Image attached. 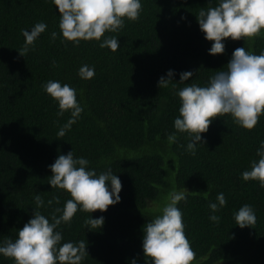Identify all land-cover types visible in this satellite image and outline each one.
I'll list each match as a JSON object with an SVG mask.
<instances>
[{
  "label": "trees",
  "instance_id": "trees-1",
  "mask_svg": "<svg viewBox=\"0 0 264 264\" xmlns=\"http://www.w3.org/2000/svg\"><path fill=\"white\" fill-rule=\"evenodd\" d=\"M216 0H142L136 21L125 20L118 32L116 51L100 42L53 41L59 33V14L50 0H0V242L15 239L34 215V196L45 201L38 210L51 217L70 194L48 183V167L60 154L73 150L90 161L97 173L111 168L122 182L121 200L93 218L104 217L101 228L85 225L89 212L77 211L70 224H61L63 242L84 240L87 255L82 264H146L143 227L153 220L157 201L168 196L166 155L176 161V188L188 190L183 212L185 233L195 251L193 264H264V188L255 180L244 181L260 141L264 140V115L251 130L234 123L229 114L213 119L205 144L192 155L179 145L189 142L186 133L174 131L179 115V88L191 83L204 86L217 71L226 70L236 48L264 52V31L252 38H226L225 51L211 55L212 41L205 39L196 15ZM43 21L47 29L34 47L21 56L22 29ZM103 39V38H102ZM55 61V64L53 63ZM94 66L95 75L82 79L79 68ZM174 70V82L158 87L161 76ZM193 71L188 81L180 73ZM48 80H59L77 90L84 107L81 117L58 137L70 113L58 117V104L42 89ZM223 192L227 204L209 220L208 205ZM59 198V203L56 202ZM52 200L49 205L47 202ZM166 201V199H165ZM244 204L253 206L256 223L240 228L234 212ZM197 262V263H196ZM0 264H14L0 255Z\"/></svg>",
  "mask_w": 264,
  "mask_h": 264
},
{
  "label": "clouds",
  "instance_id": "clouds-1",
  "mask_svg": "<svg viewBox=\"0 0 264 264\" xmlns=\"http://www.w3.org/2000/svg\"><path fill=\"white\" fill-rule=\"evenodd\" d=\"M50 3L56 6L60 17L59 33H51L53 41L58 35L61 43L72 42L74 45L95 40L100 42L101 48L112 51L120 47L119 38L105 33L118 32L126 19L136 21L142 11V0H50ZM196 17L205 39L212 41L209 54H222L226 38L239 40L261 35L264 31V0H216L215 6L201 8ZM46 29L47 24L43 21L35 23L30 30L22 29L25 40L19 54L25 57ZM193 74V71L180 73L179 82L188 81ZM78 75L82 79H91L95 68L84 64ZM174 75V70H168L166 77H160L158 87H168L174 82ZM42 89L58 104V117L70 113L57 132L58 137H63L84 111L77 99V90L59 80H48L42 84ZM176 94L180 99L179 115L174 119L176 131L168 135V140L175 143L177 133H186L189 142L179 147L186 148L192 155L196 154L199 144H205L201 134L208 131L218 116L229 114L238 126L251 130L264 115V52L255 54L245 47L236 48L226 70L217 71L204 86L191 83L179 88ZM256 154L259 159L251 161L241 178L258 181L264 188V140L260 141ZM89 164L87 158L76 157L71 150L60 154L48 166L52 172L48 183L52 188L66 190L71 198L63 207L55 208L49 218L38 210L44 206V199L35 195L34 215L18 230L15 239L6 238L0 242V255L11 258L14 264H82L89 255L85 241L61 243L62 231L57 229L61 224H70L78 210L91 213L85 225L101 228L104 217L93 218L92 213L106 211L110 205L120 202L122 189L121 180L111 168L97 173L89 168ZM188 193V190L170 193L161 214L144 225L142 248L146 264H192L195 259V251L185 233L183 212L178 207L181 201L187 200ZM56 202L59 203V198ZM47 203L51 205L53 201ZM226 204L224 193H218L216 202L208 205L211 210L209 220L219 223L221 217L216 213ZM233 215L240 228L256 223V213L250 204H244ZM131 264H137V261L133 259Z\"/></svg>",
  "mask_w": 264,
  "mask_h": 264
},
{
  "label": "rangeland",
  "instance_id": "rangeland-1",
  "mask_svg": "<svg viewBox=\"0 0 264 264\" xmlns=\"http://www.w3.org/2000/svg\"><path fill=\"white\" fill-rule=\"evenodd\" d=\"M165 157H166V170H167V177L165 179V185H166L165 190L169 191V193H168V196H164L163 199H161V197L158 198V201H157L158 209H154L156 210L157 215L161 214L162 208L165 206L166 203H168L170 193L174 191H185L184 189L176 188V168L174 167V164H173V162L176 161L175 156H173L172 154H167Z\"/></svg>",
  "mask_w": 264,
  "mask_h": 264
}]
</instances>
